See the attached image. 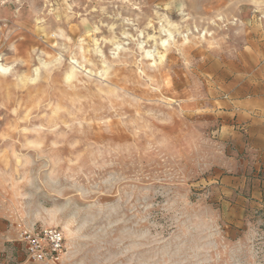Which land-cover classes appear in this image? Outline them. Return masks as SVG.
Masks as SVG:
<instances>
[{"label":"rangeland","instance_id":"obj_1","mask_svg":"<svg viewBox=\"0 0 264 264\" xmlns=\"http://www.w3.org/2000/svg\"><path fill=\"white\" fill-rule=\"evenodd\" d=\"M262 45L264 0H0V264H43L30 227L57 264H264V212L212 182Z\"/></svg>","mask_w":264,"mask_h":264},{"label":"crops","instance_id":"obj_2","mask_svg":"<svg viewBox=\"0 0 264 264\" xmlns=\"http://www.w3.org/2000/svg\"><path fill=\"white\" fill-rule=\"evenodd\" d=\"M247 64L245 80L221 101L213 162L214 201L221 211L264 212V45Z\"/></svg>","mask_w":264,"mask_h":264},{"label":"built area","instance_id":"obj_3","mask_svg":"<svg viewBox=\"0 0 264 264\" xmlns=\"http://www.w3.org/2000/svg\"><path fill=\"white\" fill-rule=\"evenodd\" d=\"M19 240L30 262L57 264L64 254V234L57 228H20Z\"/></svg>","mask_w":264,"mask_h":264},{"label":"bare ground","instance_id":"obj_4","mask_svg":"<svg viewBox=\"0 0 264 264\" xmlns=\"http://www.w3.org/2000/svg\"><path fill=\"white\" fill-rule=\"evenodd\" d=\"M165 43V42H164ZM162 44H163V42H162ZM8 70V67H4V66H1L0 65V71H2V72H6ZM73 70H71L70 72H69V74H68V78L69 77H72L73 76Z\"/></svg>","mask_w":264,"mask_h":264}]
</instances>
